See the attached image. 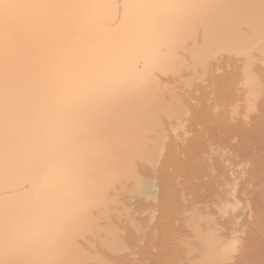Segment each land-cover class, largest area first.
Returning a JSON list of instances; mask_svg holds the SVG:
<instances>
[{
    "label": "bare ground",
    "instance_id": "6f19581e",
    "mask_svg": "<svg viewBox=\"0 0 264 264\" xmlns=\"http://www.w3.org/2000/svg\"><path fill=\"white\" fill-rule=\"evenodd\" d=\"M251 197L238 264L264 0H0V264H226Z\"/></svg>",
    "mask_w": 264,
    "mask_h": 264
},
{
    "label": "rangeland",
    "instance_id": "374dc122",
    "mask_svg": "<svg viewBox=\"0 0 264 264\" xmlns=\"http://www.w3.org/2000/svg\"><path fill=\"white\" fill-rule=\"evenodd\" d=\"M255 188H257V187H255ZM257 199L259 200V201H257ZM254 200V201H253ZM257 202V203H256ZM245 203H247V205L245 204V205H243L244 203H242L241 205H242V207H245V213H240V210L239 209H241V208H239L238 209V215H240V217L236 220V221H238V222H235V223H229V224H232L233 225V227L234 228H231V229H228V231L229 232H227V230L226 231H224V232H226V233H224V234H229V235H227V236H230L231 238H230V240L232 241V244H235V245H232V259L233 258H239V256L245 251V249H246V241H245V239H242V238H246L245 236H246V233L249 235V231H247V230H249V226L247 225V226H245L246 224H252L251 222H253V220L256 218V216H257V209H259L261 206H262V200H261V198L260 197H251V199H248ZM248 203H250V204H248ZM258 204H260V205H258ZM253 206V207H252ZM257 206V207H256ZM259 207V208H258ZM249 208H250V210H249ZM262 209V208H261ZM237 211V210H236ZM250 211V212H249ZM243 212V211H242ZM255 212H257V213H255ZM235 213V214H236ZM247 214V215H246ZM253 214H256V215H253ZM253 215V216H252ZM243 216V217H242ZM248 216V217H247ZM247 218V220L245 219V218ZM255 217V218H254ZM217 218V217H216ZM226 218V217H225ZM250 218H253V220L252 219H250ZM241 219V220H240ZM224 221V219H221V218H219V219H217V221ZM247 221H248V223H247ZM244 223V224H241V223ZM229 224H226V226L229 228ZM249 224V225H250ZM236 225V226H235ZM238 226H240L239 228H238ZM235 227H237V228H235ZM246 227H247V229H246ZM233 229H235L234 231H233ZM236 229H238V230H236ZM243 231H245V232H243ZM247 231V232H246ZM232 232V233H231ZM234 232V233H233ZM242 234V235H241ZM232 235V236H231ZM234 236V237H233ZM241 237V238H240ZM242 240H244V241H242ZM233 242H235V243H233ZM243 246V248H241ZM242 250V251H241ZM235 252V253H234ZM238 252H242V253H239V255L238 254H236V253H238ZM236 255H238V256H236ZM237 259H233L232 261H227V263L226 264H238V260ZM235 260V261H234Z\"/></svg>",
    "mask_w": 264,
    "mask_h": 264
}]
</instances>
